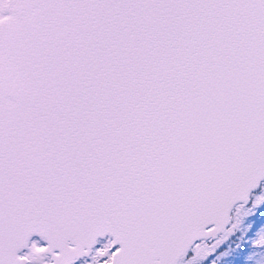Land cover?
<instances>
[{
  "label": "snow or ice",
  "instance_id": "snow-or-ice-1",
  "mask_svg": "<svg viewBox=\"0 0 264 264\" xmlns=\"http://www.w3.org/2000/svg\"><path fill=\"white\" fill-rule=\"evenodd\" d=\"M262 204L264 0H0V264H199Z\"/></svg>",
  "mask_w": 264,
  "mask_h": 264
},
{
  "label": "rangeland",
  "instance_id": "rangeland-1",
  "mask_svg": "<svg viewBox=\"0 0 264 264\" xmlns=\"http://www.w3.org/2000/svg\"><path fill=\"white\" fill-rule=\"evenodd\" d=\"M264 213V204L257 208H253L247 211L246 214H242L239 217V223L237 224L236 228L227 233V234H221L219 237L220 243L215 246L214 251L205 259L199 261V264L204 263L206 260L208 261L206 264H253V260L249 258L240 259L238 255L233 256L234 258L229 260L230 257V242L232 236L235 234L236 231H241L242 228L249 230L250 227L252 229H255L252 227V225L259 222V216H261ZM264 215V214H263ZM257 229L255 230L254 234L259 235L264 233V221L261 222ZM251 235H247V240L252 242L254 241L257 236L250 237ZM191 255V253H189ZM211 258V259H210ZM210 259V262H209Z\"/></svg>",
  "mask_w": 264,
  "mask_h": 264
},
{
  "label": "trees",
  "instance_id": "trees-1",
  "mask_svg": "<svg viewBox=\"0 0 264 264\" xmlns=\"http://www.w3.org/2000/svg\"><path fill=\"white\" fill-rule=\"evenodd\" d=\"M264 214V213H263ZM261 215L259 216V222H257L255 224L252 225V227H254L255 229H252L250 227L249 230L246 231V229L242 228L241 231H236L235 234L232 236L231 238V244H230V249H229V252H230V257H229V260L233 259L235 255H238L240 259H245V258H249V259H252L253 260V254L256 253L258 250L257 249H254L252 247V242L248 241L247 240V235L250 234L251 236L250 237H253V236H257L254 234L255 230L257 229V227L262 224L261 222L264 221V215ZM211 259V258H210ZM210 259H209V262H210ZM208 261L206 260L204 263L202 264H206Z\"/></svg>",
  "mask_w": 264,
  "mask_h": 264
},
{
  "label": "flooded vegetation",
  "instance_id": "flooded-vegetation-1",
  "mask_svg": "<svg viewBox=\"0 0 264 264\" xmlns=\"http://www.w3.org/2000/svg\"><path fill=\"white\" fill-rule=\"evenodd\" d=\"M77 264H80V262L78 261Z\"/></svg>",
  "mask_w": 264,
  "mask_h": 264
}]
</instances>
